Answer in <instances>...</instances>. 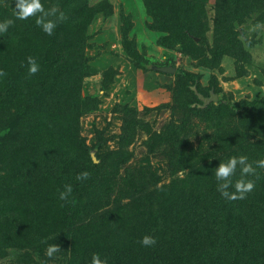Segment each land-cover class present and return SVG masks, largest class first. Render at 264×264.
Instances as JSON below:
<instances>
[{"label": "rangeland", "instance_id": "374dc122", "mask_svg": "<svg viewBox=\"0 0 264 264\" xmlns=\"http://www.w3.org/2000/svg\"><path fill=\"white\" fill-rule=\"evenodd\" d=\"M186 1L189 14L199 13L189 32L175 26L180 17H159L153 0H42L58 13L66 6H81L80 17L96 11L71 25L79 35V23L83 29L72 40L56 30L53 39L34 16L15 19V0H0V19H15L0 33V69L12 68L20 80L3 88L0 136L21 133L20 143L7 142V155L0 151V264H90L92 253L108 264H148L149 250L160 264H187L192 257L189 264H199L212 237L220 238L214 256L230 251L239 264H264V240H257L264 237L247 236L225 221L213 227L218 236L208 244L171 235L152 246L139 242L160 187L198 201L194 219L214 215L225 197L212 170L202 169L231 155L246 154L253 162L251 192L264 206V167L255 164L264 159V108L252 112L247 105L264 100V0L238 12L235 0ZM39 32L43 44L63 49L43 86L38 81L45 70L30 74L25 62L37 46L29 35ZM169 64L174 73L152 68ZM196 85L206 97L217 95L205 112ZM84 170L89 176L78 180ZM202 174L210 186L200 201L198 186L189 182ZM65 184L72 192L61 200ZM134 191L148 197L138 201ZM82 206L87 210L67 225L66 210ZM164 240L172 241L164 246ZM52 243L60 249L49 257Z\"/></svg>", "mask_w": 264, "mask_h": 264}, {"label": "trees", "instance_id": "16d2710c", "mask_svg": "<svg viewBox=\"0 0 264 264\" xmlns=\"http://www.w3.org/2000/svg\"><path fill=\"white\" fill-rule=\"evenodd\" d=\"M168 3H163L162 0H153V5L151 6V9L158 10L159 17L163 18L164 20H167L169 16H175L180 17L181 21L179 23L178 19H176V23L178 25H175L179 28V31L182 29H186L188 32L191 30H194V23L196 22V19L198 18L199 13L192 12L191 14L188 13L189 10H185V6L187 4L186 0H165ZM260 0H235L232 1L234 4V11L243 9L244 7H252L258 3ZM67 5V4H66ZM260 5V4H259ZM258 6V5H257ZM255 8V7H254ZM81 6L73 7V6H66L61 10L60 12L64 13V18L57 21V25L53 31H59L60 33L67 34L71 39H77L79 38L82 33L83 29L81 26V23H79V31L80 35L77 33H74V30H72V24L79 22V20H87L88 16L92 17L96 13V11H90V13H85L83 17H80L81 12ZM250 10V9H249ZM59 12V13H60ZM171 12V13H169ZM238 12V11H237ZM57 11V14H59ZM93 14V15H92ZM87 16V17H86ZM194 17V19H193ZM55 18V17H52ZM192 23V24H191ZM165 28H169L166 25H163ZM55 31V32H56ZM180 32H178L179 34ZM53 36V39H56L57 33L51 35ZM29 40L32 41V44H36V48L30 47L29 56H32L37 64L39 65V72L42 70H45L46 73H42L41 78H39L40 81L39 84L41 86L45 85L47 78L49 77V67L54 66L59 58V54L63 51L62 47H56L50 46V41L46 42L45 44L42 43L44 40V34L39 33H31L29 35ZM175 38H178V35H175ZM23 39V38H22ZM45 56V58H44ZM27 58V57H25ZM26 64L28 65V60L26 59ZM3 71V75L0 76L1 79V86H0V99H2L1 95L4 94V86H10L11 88L16 84L19 85L18 77L16 76V73H12V68H6L2 65L1 69ZM187 76L191 79H194V75L187 74ZM196 82L194 81V84ZM57 84V82L55 83ZM59 90V87L57 88ZM196 91L203 96H206L204 93L200 92L199 86L196 85ZM217 92V89L215 90ZM195 98H197L198 103H202L203 101L198 97L197 93L195 91L193 92ZM210 94V93H209ZM247 105L251 106L252 112L254 109L260 111L264 108V100H256L251 101ZM202 111L209 110V107H198ZM250 110V113H252ZM264 113V111H260ZM21 133L16 135H11L8 132L0 136V151H5V155H7L8 149H7V142L13 141V143L18 142L20 143V136ZM48 145V141H45ZM227 149V147H226ZM17 151V150H16ZM228 151V149H227ZM229 152V151H228ZM235 152V151H234ZM222 158L226 156V154H221ZM216 164L208 163L207 165H204L203 173L204 171L212 170V175H214L215 169L214 167ZM201 169V167H200ZM195 176V177H194ZM191 176V179L195 180L189 183L195 184L198 186V195H196L197 199L201 201L202 196L207 193V188L210 186L209 183H207L203 176L206 178V175H194ZM86 183L90 184L89 181H86ZM83 184V183H82ZM85 186V183L83 184ZM175 192L173 189L169 188H163L160 187V189H156L152 194L155 198L154 204L156 205V211H151L150 214L147 215L145 220L143 221V230L145 234H150L156 237V240H161L162 238H168L170 235L173 238L178 239H196L198 243L200 241L202 242V239H209L211 236H218L212 235V229L213 227L219 226V223L221 224L223 221H225L226 225L232 226L235 229H238L243 231L244 233L248 232L247 236H257L258 238L264 237V232L262 229L258 226H262L264 228V213H263V205H261V201L258 198H255L256 195L253 192H249L246 194V196L243 199H234L233 201L227 198H224L220 202H224L223 205L219 207L217 212L214 213V215L210 214L209 217H203L204 220L194 219L193 217L195 214L197 215L199 211L195 208V204L198 201H195L194 203L190 198L186 195L180 196V194H173ZM137 195V191H134V196ZM151 195V194H150ZM148 195H144V192L142 191L140 195L136 196V200L144 202L145 198H147ZM262 200V199H261ZM219 203V202H218ZM264 204V203H262ZM91 207V205L89 206ZM87 208L80 207V210H77V207L75 209H72L71 207L66 210L64 213L67 214L68 219L66 220L67 225L72 224L70 218L76 216L78 211H86ZM223 218V220H221ZM192 221H195L196 228L192 229L190 227V223ZM188 228H190L191 232L188 231ZM170 232H173L170 234ZM236 236L239 238L241 236H245V234H239L236 233ZM243 238V237H241ZM200 239V240H199ZM212 240L208 244L211 246L210 251L203 252L201 257L199 258L198 263L200 264H239V258L236 256L235 260L233 259V255L231 256L230 251L221 252L219 254H215V248L217 245V242L220 241L219 237H212ZM255 240V239H254ZM253 240V241H254ZM257 240H264V239H257ZM172 240H164L162 243L165 246L168 244V242H171ZM252 242V240H250ZM196 243V242H195ZM241 243L243 244V247L247 246V240L241 239ZM185 245V244H184ZM187 247V246H186ZM263 247V255H264V245ZM182 250H186V248H182ZM148 251V250H147ZM147 257L150 260L148 261V264H160L159 261L152 258V254L149 250V253H147ZM191 258V256H190ZM195 262V258L192 257V260L189 263ZM187 263V264H189Z\"/></svg>", "mask_w": 264, "mask_h": 264}, {"label": "clouds", "instance_id": "9594fccd", "mask_svg": "<svg viewBox=\"0 0 264 264\" xmlns=\"http://www.w3.org/2000/svg\"><path fill=\"white\" fill-rule=\"evenodd\" d=\"M35 17V23L41 27L42 31L48 35H52L53 30L57 25V21L64 18V13L57 14L56 8L45 9L42 0H15L13 8V17L19 20H26L29 17ZM55 17V18H51ZM13 18L0 19V33L8 31L9 27L15 23ZM28 72L30 74L36 73L39 70V65L32 56L27 57ZM3 71L0 70V76ZM258 167H264V159L255 161ZM215 178L217 180V189L222 196L227 199H243L245 195L253 190L255 181L249 178L256 174V167L253 162L249 161L246 154L231 155L226 160L219 161L218 165L214 167ZM239 169V178L233 181V177ZM89 172L87 170L81 171L77 174V179H87ZM230 187L234 191H230ZM72 192V185L65 184L64 190L60 191L59 198L66 200ZM144 246H152L156 243V237L150 234H145L139 241ZM60 246L57 243H52L47 246L46 254L51 257L58 252ZM90 264H108L107 258H101L100 253H92Z\"/></svg>", "mask_w": 264, "mask_h": 264}, {"label": "water", "instance_id": "95a60500", "mask_svg": "<svg viewBox=\"0 0 264 264\" xmlns=\"http://www.w3.org/2000/svg\"><path fill=\"white\" fill-rule=\"evenodd\" d=\"M152 68L156 71L160 72H166V73H174L175 72V66L172 64L169 65H152ZM194 88L195 93H197L198 97L203 101V106L206 105V103L210 101H217V95L210 92L209 96H203L202 94L198 93Z\"/></svg>", "mask_w": 264, "mask_h": 264}]
</instances>
